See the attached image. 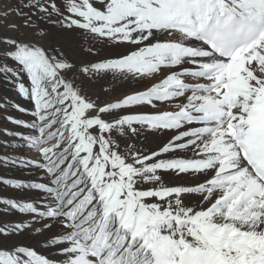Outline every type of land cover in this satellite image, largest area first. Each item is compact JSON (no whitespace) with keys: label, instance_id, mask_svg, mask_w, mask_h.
Segmentation results:
<instances>
[{"label":"snow or ice","instance_id":"1","mask_svg":"<svg viewBox=\"0 0 264 264\" xmlns=\"http://www.w3.org/2000/svg\"><path fill=\"white\" fill-rule=\"evenodd\" d=\"M0 27L30 105L0 96L27 176L0 174V264H264V0H15Z\"/></svg>","mask_w":264,"mask_h":264},{"label":"bare ground","instance_id":"2","mask_svg":"<svg viewBox=\"0 0 264 264\" xmlns=\"http://www.w3.org/2000/svg\"><path fill=\"white\" fill-rule=\"evenodd\" d=\"M150 83H151V81L140 82V81L133 79L132 77H129L127 79H123V78L115 79V80L108 79L106 82L100 83L96 87H93L91 91H92V94L94 95V98L95 97L99 98L98 103L103 104L109 100H115L118 98H122L123 96H125V95H127L133 91L142 90L144 87H146ZM105 88H108L111 90L110 94H105V92L103 91ZM166 108H167V105H165L163 107V109H161V110H164ZM3 126H5V124L0 119V127H3ZM162 139H163V137L160 134L149 135L148 139L146 141H144L142 138L141 143H143L149 149H153L158 144L161 143ZM1 170L2 169H0V171ZM10 172H11V178H25V179L27 178L26 174L23 171L11 169ZM173 182L189 183L190 184V183L194 182V178L184 177V178H180L178 180L174 179ZM2 187H3V185L0 186V195H7L6 197H18L20 195V194L14 192L13 190L4 191V190H2ZM17 218L18 217H16V216L4 215L2 213V211H0V219H17Z\"/></svg>","mask_w":264,"mask_h":264},{"label":"rangeland","instance_id":"3","mask_svg":"<svg viewBox=\"0 0 264 264\" xmlns=\"http://www.w3.org/2000/svg\"><path fill=\"white\" fill-rule=\"evenodd\" d=\"M15 3V0H0V10H2L4 8L5 5L7 6H12L13 4ZM9 22H17L19 23V20L16 19V17H11ZM0 32H5V29L3 27H0ZM2 95H7L9 96L11 99L13 100H18L23 106H26V107H30L29 104H27L28 102L27 101H23V100H19V98L16 96V94L14 93V91L8 89L6 86H3V85H0V96ZM10 114L12 115H15V116H20L19 113H15V112H12L11 110H9ZM3 114L0 113V119L1 121L4 122L5 126L3 127H9V128H12L13 126L11 124H7L4 120H3ZM22 118H27V117H22ZM7 171V172H6ZM11 169H2L0 171V174L4 175V176H7L8 178H11ZM7 174V175H6ZM10 174V175H9ZM2 186V185H0ZM2 190L4 191H10L11 189H9L7 186H4L2 187ZM0 196H4L6 197L7 195H0Z\"/></svg>","mask_w":264,"mask_h":264}]
</instances>
